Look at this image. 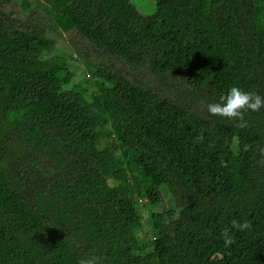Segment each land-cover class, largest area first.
Returning a JSON list of instances; mask_svg holds the SVG:
<instances>
[{
	"label": "trees",
	"instance_id": "trees-1",
	"mask_svg": "<svg viewBox=\"0 0 264 264\" xmlns=\"http://www.w3.org/2000/svg\"><path fill=\"white\" fill-rule=\"evenodd\" d=\"M42 1L48 26L0 9V264H264V108L207 111L264 96V0Z\"/></svg>",
	"mask_w": 264,
	"mask_h": 264
},
{
	"label": "rangeland",
	"instance_id": "rangeland-1",
	"mask_svg": "<svg viewBox=\"0 0 264 264\" xmlns=\"http://www.w3.org/2000/svg\"><path fill=\"white\" fill-rule=\"evenodd\" d=\"M23 1H28L31 4V8L27 10L23 9L21 7ZM130 2L143 16H149L155 13L156 5L154 2L150 0H130ZM0 4H1L0 7L1 11L5 13H12V16L18 19L22 23H27V24L36 23L39 25L40 22L43 26H48V23L46 22V13H45L46 3L43 2L42 0H0ZM75 33L70 32L68 34L61 33V35H57L55 31L47 30L46 36L54 41L55 43L54 49L56 52L58 51L61 53H65L66 56H72V55L74 56L73 48L70 43V37L74 38ZM74 57L75 60H78L76 56ZM64 61L68 62L69 60L67 61V59L65 58ZM70 62L73 63L72 61ZM78 64L79 63L77 62L76 65ZM23 94L31 99H39L42 95V93L39 90H35L29 87L23 90ZM140 207L143 215V220L146 223L148 222L151 214L157 212L172 210L175 212L173 219H175L179 215L178 213L179 209L175 205L174 198L167 195L162 196V200L159 205L150 207L147 203L141 202Z\"/></svg>",
	"mask_w": 264,
	"mask_h": 264
},
{
	"label": "clouds",
	"instance_id": "clouds-1",
	"mask_svg": "<svg viewBox=\"0 0 264 264\" xmlns=\"http://www.w3.org/2000/svg\"><path fill=\"white\" fill-rule=\"evenodd\" d=\"M264 108V96L256 93L242 91L239 87H232L226 95L220 97L219 102L209 104L207 111L211 116L225 118L237 122L238 127L245 126V113L259 112ZM251 227L250 223L245 220L239 222L231 221V229L245 231ZM225 247L234 243V237L230 235V229L225 228L221 232ZM79 264H97L95 259L81 260Z\"/></svg>",
	"mask_w": 264,
	"mask_h": 264
}]
</instances>
